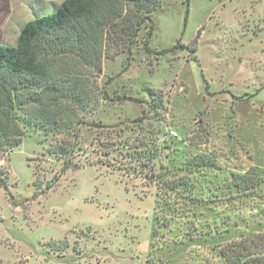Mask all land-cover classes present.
<instances>
[{
	"label": "rangeland",
	"instance_id": "374dc122",
	"mask_svg": "<svg viewBox=\"0 0 264 264\" xmlns=\"http://www.w3.org/2000/svg\"><path fill=\"white\" fill-rule=\"evenodd\" d=\"M61 2L0 0V44ZM139 4L131 53L98 73L50 51L84 123L75 140L25 106L0 146V264H228L221 249L264 240V0Z\"/></svg>",
	"mask_w": 264,
	"mask_h": 264
},
{
	"label": "trees",
	"instance_id": "16d2710c",
	"mask_svg": "<svg viewBox=\"0 0 264 264\" xmlns=\"http://www.w3.org/2000/svg\"><path fill=\"white\" fill-rule=\"evenodd\" d=\"M137 2L62 0L51 12L26 21L14 45L0 44V146L11 148L20 143L23 134L20 121L28 110L24 107L29 105V117L40 127L55 131L71 129L72 137L77 139L78 127L84 121L70 117L81 106L85 89L75 73L59 65L58 59L49 53H69L74 64H80L81 59L97 73L101 70L102 56L114 58L125 53L128 57L141 24L148 19L140 16L143 8L140 4L135 6ZM151 30L150 24L142 42L146 53L150 51ZM70 147L69 142H59L53 152L65 153ZM68 166L74 164L66 161L65 167ZM242 241L221 249L227 263L264 264V240L258 237L249 240L254 250H246L248 245Z\"/></svg>",
	"mask_w": 264,
	"mask_h": 264
},
{
	"label": "built area",
	"instance_id": "2783aa9c",
	"mask_svg": "<svg viewBox=\"0 0 264 264\" xmlns=\"http://www.w3.org/2000/svg\"><path fill=\"white\" fill-rule=\"evenodd\" d=\"M170 133L173 134V135H175V132H173V131H170Z\"/></svg>",
	"mask_w": 264,
	"mask_h": 264
}]
</instances>
